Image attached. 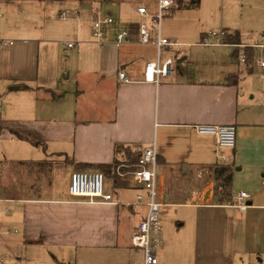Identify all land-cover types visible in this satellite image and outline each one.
Segmentation results:
<instances>
[{
	"label": "crops",
	"instance_id": "obj_1",
	"mask_svg": "<svg viewBox=\"0 0 264 264\" xmlns=\"http://www.w3.org/2000/svg\"><path fill=\"white\" fill-rule=\"evenodd\" d=\"M128 1L111 2L118 16L112 15L104 45L92 36L98 7L87 2L30 0L36 14L27 20L37 18L35 23L0 25L1 31L14 28L15 35L2 39L12 43L0 44L3 255L21 253L18 264H78L110 252L117 262L133 257L142 264L143 252L131 237L146 206L136 199V185L118 178L115 168L127 163V149L137 153L155 145L158 190L166 204L161 263L264 264V68L240 62L234 46L251 45L255 52L264 42L240 35L236 43L237 32H227L225 44L212 47L228 49H213L201 44L207 34L193 33L181 46L201 47L185 49L171 77L145 82L156 48L140 42L143 17ZM189 5L179 7H196ZM64 10L71 18L60 17ZM121 30H129L128 40L117 45ZM68 41L76 45L68 47ZM198 124H235L236 146L220 147L196 131ZM222 165L232 169V185L231 195L219 202L215 168ZM75 169L101 170L112 179L108 189L115 202L70 195ZM59 181L64 194L58 193ZM241 191L251 198L237 206Z\"/></svg>",
	"mask_w": 264,
	"mask_h": 264
},
{
	"label": "built area",
	"instance_id": "obj_2",
	"mask_svg": "<svg viewBox=\"0 0 264 264\" xmlns=\"http://www.w3.org/2000/svg\"><path fill=\"white\" fill-rule=\"evenodd\" d=\"M155 8L150 9L147 5H139L138 13L143 17L139 23V40L142 44L155 46L156 57L147 61L144 71V81L159 83L163 77H171L175 72L177 60L172 56L164 57L163 53L168 47H178L182 43L173 41L163 35V20L172 14L179 5L176 0H156ZM60 17L63 19L71 18V11L64 10ZM79 15L77 14L76 18ZM114 23L111 14L103 13L99 8L95 10V18L92 23V36L99 45H104L108 27ZM226 30H213L207 36L208 39L202 42L203 45H222L225 44ZM129 30H121L116 33L115 43L122 44L128 40ZM12 41L0 39V44H8ZM68 47H74L75 41H68ZM238 48V59L242 63L247 62V51L245 48L251 45H234ZM264 49V44H261ZM262 54V53H261ZM260 67L264 68V58L257 60ZM119 78L128 82L129 79L125 72L120 71ZM1 110V109H0ZM196 131L200 135L212 136L217 144L223 148H234L237 143V126L235 124H198L195 125ZM227 159L226 156H224ZM158 152L155 145L144 147L141 151L139 160L134 163H119L115 168L118 178L132 181L139 192L136 195L138 203L146 206L144 218L135 228L131 244L133 247L140 248L143 252L142 264H162L158 255L163 244L164 227L162 213L166 206L162 202L158 190ZM69 193L75 197H87L90 202H115L112 192L106 188V175L97 169H75L70 176L68 187ZM251 194L241 191L238 194L237 206H244ZM8 232H11L9 230ZM0 264L4 260L0 259Z\"/></svg>",
	"mask_w": 264,
	"mask_h": 264
},
{
	"label": "rangeland",
	"instance_id": "obj_3",
	"mask_svg": "<svg viewBox=\"0 0 264 264\" xmlns=\"http://www.w3.org/2000/svg\"><path fill=\"white\" fill-rule=\"evenodd\" d=\"M30 0H5V2L0 3V25L9 23L11 26H17L20 23H25L26 21L36 22L38 19L27 20L33 13L29 9ZM47 4L51 1H57L59 6L69 5L70 2L76 1L78 5L81 2L89 3L90 7L97 6L103 13L114 15L115 18L118 16V7L112 5L110 1L103 0H40ZM191 0H184L186 6ZM156 0H130L126 4L131 7H138L140 4L152 6ZM10 8L9 9L8 5ZM25 7L22 9V5ZM7 5V6H6ZM190 6V5H189ZM14 28H7L6 31L0 30V39H9L14 37L10 32ZM213 30H226L228 33L239 32V34L245 38L247 42L258 43L264 42V0H201V5L199 7H189L188 9H183L178 7L174 9L171 15L166 16L163 20V32L165 36H168L173 41H178L179 43H184L187 37L191 38V35L195 33L196 35L208 34ZM201 40V39H199ZM196 43L186 46L172 47V57L178 59L185 49H195L201 47L200 45H195ZM213 49H228L226 47H212ZM262 52V54H261ZM262 56L264 58V49H255L254 58L251 61L254 64ZM250 63V62H249ZM262 69V67H260ZM20 155H16L17 159H20ZM112 179L106 177V188L112 186ZM117 189V188H116ZM58 193H65V185L61 181L57 182ZM238 190V189H237ZM252 191L251 189H248ZM236 191V189H234ZM3 235H0L2 239ZM3 244V243H2ZM0 242V257L5 259L6 264H18V256L21 253H12L11 255H3V250L1 251ZM27 253L29 251H26ZM134 253L130 249L128 251L129 257ZM113 253L106 252L102 254L99 252L98 255L92 254V259L86 263L79 262L78 264H136L135 258L130 257V260L126 263H120L112 258ZM105 258V259H104ZM129 259V258H128ZM127 259V260H128Z\"/></svg>",
	"mask_w": 264,
	"mask_h": 264
},
{
	"label": "trees",
	"instance_id": "obj_4",
	"mask_svg": "<svg viewBox=\"0 0 264 264\" xmlns=\"http://www.w3.org/2000/svg\"><path fill=\"white\" fill-rule=\"evenodd\" d=\"M104 1V0H103ZM105 1H116V2H121L124 0H105ZM179 6L184 4V0H176ZM190 5L198 7L200 4V0H191L189 2ZM236 43H240L241 38L239 32L236 33V35L233 38ZM233 39H230L234 41ZM254 58V51L252 48L247 49V61L251 63V61ZM230 83H235V81H229ZM20 139H25L30 141L31 143L38 145L39 142L30 139L23 134L13 131ZM141 152H133L132 150L129 151L128 149L126 150V156H127V162L134 164L136 163L139 158H140ZM81 168V167H79ZM82 168H85L83 166ZM231 185H232V169L229 166H217L215 168V195L217 196V199L219 202L224 201L226 198H228L231 195Z\"/></svg>",
	"mask_w": 264,
	"mask_h": 264
},
{
	"label": "water",
	"instance_id": "obj_5",
	"mask_svg": "<svg viewBox=\"0 0 264 264\" xmlns=\"http://www.w3.org/2000/svg\"><path fill=\"white\" fill-rule=\"evenodd\" d=\"M181 60V59H180Z\"/></svg>",
	"mask_w": 264,
	"mask_h": 264
}]
</instances>
